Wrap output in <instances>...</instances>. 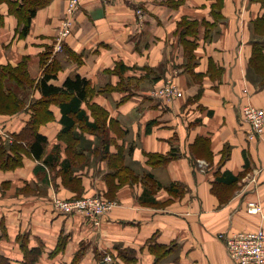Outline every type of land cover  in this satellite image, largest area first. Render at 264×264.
I'll return each instance as SVG.
<instances>
[{
	"label": "crops",
	"instance_id": "0c3cea01",
	"mask_svg": "<svg viewBox=\"0 0 264 264\" xmlns=\"http://www.w3.org/2000/svg\"><path fill=\"white\" fill-rule=\"evenodd\" d=\"M34 2L22 35L19 15L0 1V65L25 61L35 80L7 83L22 104L0 112V144L21 141L51 68L49 83L90 80L82 106L91 121L88 104L108 112L109 146L104 157L102 137L80 121L63 132L51 104L54 117L39 126L48 139L42 156L22 149L21 165L0 168V252L24 264L22 236L43 247L37 264H104L106 255L112 264H234L220 234L264 229V135L249 138L242 119L245 104L264 109V0H81L62 49L67 0ZM182 20L197 22L184 38ZM167 78L181 96L153 94ZM119 152L137 179L115 190L117 205L99 226L54 206L56 197L108 194L109 158ZM50 154L59 157L53 167ZM250 201L261 211L249 212Z\"/></svg>",
	"mask_w": 264,
	"mask_h": 264
},
{
	"label": "trees",
	"instance_id": "16d2710c",
	"mask_svg": "<svg viewBox=\"0 0 264 264\" xmlns=\"http://www.w3.org/2000/svg\"><path fill=\"white\" fill-rule=\"evenodd\" d=\"M6 1H8L15 13L19 15L20 21L23 23L21 34L27 35L30 29L31 18L37 10L38 3H35V0ZM17 5L19 6L18 11L16 10ZM3 17L4 16L0 14V25H2L4 22ZM180 25V37L184 38V35L188 31L193 32V30L196 29L197 22L182 20ZM49 57L50 54L48 53L43 55L42 59L46 60ZM189 57L192 60V55ZM51 70V68H47L41 79L38 81V87L42 92V97L32 105V116L24 130L16 135L17 139L21 141L14 142L9 146L4 142L0 144L1 169H12L13 167L21 165L22 157L18 154V151H21L22 149L31 151L37 158L42 156L48 139L45 135L39 132V126L54 117L53 111L49 108V106L53 103L59 105L61 109L62 116L60 120L64 125L63 132H71L76 122L80 121L84 124L82 125L83 129L90 130L102 137L103 147L105 150L103 154L107 153L109 144L107 143V138L105 136L108 133L106 126L108 112L95 104H88L89 108L91 109V114L94 116V120L91 121L87 109L83 108L82 106L88 97V91L91 85L90 80L81 76L80 74H76L73 77H67L64 83L59 86L49 83L51 78L56 77V73ZM10 81L15 82L21 87L27 88L31 87L35 80L29 76L25 61L21 62L18 66H12L9 64L0 65L1 113H15L20 109V104H22L20 99L7 84ZM123 83L124 82H121L119 86H123ZM22 140L28 141L27 145L29 148H26V146L23 145ZM174 155V153H171L170 157H173ZM104 157H106V154ZM44 161L47 165H49V167H53L59 161V157L56 154H50L44 159ZM109 161L113 168V170L105 176L109 185V192L108 194H100L107 199H111V195L120 186L124 185L125 183H133L137 179L134 171L125 164L124 154L122 152H119V154L116 156L109 158ZM72 163V159L64 160L62 163L64 171L62 172L68 173ZM170 189L174 190V187L171 186ZM71 198L80 197L74 196ZM143 201L150 200H147L144 197ZM19 240L25 254L24 264H37V261L43 252V247H29L28 240L22 236H19ZM0 264H11L9 258L1 252Z\"/></svg>",
	"mask_w": 264,
	"mask_h": 264
},
{
	"label": "built area",
	"instance_id": "2783aa9c",
	"mask_svg": "<svg viewBox=\"0 0 264 264\" xmlns=\"http://www.w3.org/2000/svg\"><path fill=\"white\" fill-rule=\"evenodd\" d=\"M81 6V0H67L65 16L58 31V49H62V41L71 35L76 12ZM142 12L141 9L138 10ZM157 97L173 99L181 96L179 86L172 78H167L163 84L154 88ZM242 119L249 126L248 137L256 138L264 135V109L252 104L242 108ZM54 206L61 211L80 213L88 217L95 226H99L103 217L117 205L115 200H109L100 194L80 198H60L53 200ZM248 211L258 213L261 206L258 202H248ZM224 240L227 252L234 264H264V229L254 231H236L220 234ZM104 264H112L113 257L106 255Z\"/></svg>",
	"mask_w": 264,
	"mask_h": 264
},
{
	"label": "rangeland",
	"instance_id": "374dc122",
	"mask_svg": "<svg viewBox=\"0 0 264 264\" xmlns=\"http://www.w3.org/2000/svg\"><path fill=\"white\" fill-rule=\"evenodd\" d=\"M109 200H111V199H109Z\"/></svg>",
	"mask_w": 264,
	"mask_h": 264
}]
</instances>
